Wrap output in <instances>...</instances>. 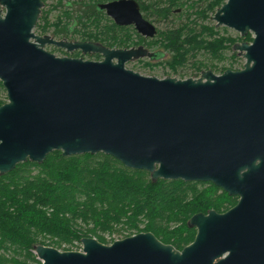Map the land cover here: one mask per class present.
<instances>
[{"label": "water", "instance_id": "95a60500", "mask_svg": "<svg viewBox=\"0 0 264 264\" xmlns=\"http://www.w3.org/2000/svg\"><path fill=\"white\" fill-rule=\"evenodd\" d=\"M42 6L0 0V174L53 150L102 152L152 181H209L238 199L223 212L192 214L187 225L196 232L181 249L150 231L110 243L83 236L79 250L35 244L40 264H264V0H225L213 13L216 25L252 33L233 44L245 60L240 69L185 78L126 68L145 55L142 46L34 33ZM97 7L115 24L155 34L136 0ZM45 44L101 59L57 56Z\"/></svg>", "mask_w": 264, "mask_h": 264}, {"label": "trees", "instance_id": "16d2710c", "mask_svg": "<svg viewBox=\"0 0 264 264\" xmlns=\"http://www.w3.org/2000/svg\"><path fill=\"white\" fill-rule=\"evenodd\" d=\"M97 1L101 0L79 1L91 6L74 16L62 12L70 21L60 24L66 26L60 37L120 48L145 41L131 25L115 24L97 7ZM136 1L144 17L167 22L148 41L169 51L174 66L222 72L227 68L223 65L225 49L237 41L251 40L249 33L224 37L213 26L197 24L192 18H207V12H214L225 0ZM184 6L192 7L186 20L174 22L173 11ZM48 13L42 6L34 26L40 27L42 34L50 23ZM59 32L55 36L59 37ZM88 56L100 58L97 53ZM5 100L0 82V104ZM218 190L209 181H152L148 171L126 167L102 152L62 155L53 150L40 163L25 160L0 174V264H40L33 252L38 243L70 250L73 241L80 242L83 236L110 243L114 238L107 239L106 234L125 237L141 231H150L162 242L181 249L196 232L187 225L192 214L208 209L220 212L236 203L237 196L223 190L215 196Z\"/></svg>", "mask_w": 264, "mask_h": 264}, {"label": "rangeland", "instance_id": "374dc122", "mask_svg": "<svg viewBox=\"0 0 264 264\" xmlns=\"http://www.w3.org/2000/svg\"><path fill=\"white\" fill-rule=\"evenodd\" d=\"M79 1L82 0H44L43 3V8L48 9L49 13H48V21L50 22L47 25V28L45 29V33L44 34H48L51 37H53L54 39H66V40H79V39H75L72 37H60L63 36L64 34V30L66 28V26H61L62 22H68L70 21V19H68V17L62 15V12H64L65 10H67L70 15L74 16V13H76L77 11H83L84 9L88 8L89 4L85 5L80 3ZM183 9H180L178 13L182 14L177 16L176 13H174V15L172 16V19L174 20V22H178L180 20H186V13H188L189 11H191L192 7L189 6H184L182 7ZM199 8V7H198ZM214 12H207V18H203L202 16H192V18H196V23L197 24H201V25H207V26H213V28L218 31V34L223 35L224 37H230L233 38L236 35L241 36L236 30H234L233 28H229L226 27L224 25H215V21L213 20L212 16H213ZM195 15V14H193ZM110 18V17H109ZM72 19V18H71ZM111 19V18H110ZM57 24L59 25V27H57ZM61 24V25H60ZM66 24V23H65ZM155 24L158 27H164L167 22L160 20V19H155ZM71 24H68L67 27H70ZM64 28V29H63ZM198 28V26H197ZM56 31H60L59 32V37L55 36V32ZM33 32L36 34H41L40 33V27H34L33 28ZM248 34V33H247ZM250 37L252 39V33H249ZM245 36V35H244ZM243 37V36H242ZM144 42H146L148 44V47L151 51H156V50H164V55L156 60H151L148 59L147 57H142L139 59H132L130 61L125 62V67L138 71L140 74L142 75H153L156 76L158 78H162L164 76H174L177 78H185V77H197L200 74V71L197 72L194 69L191 68V66H186L185 65H181V66H177L173 64L172 61V54L167 51L163 46L161 45H155V44H151L148 40H145ZM239 42V41H237ZM246 42H250V41H246ZM45 49L54 53L57 56H72L71 53L74 51H78V50H73L71 52H67L65 49L63 48H59V47H55L51 44H45ZM234 54V58H231V54ZM225 53V60L223 62V65L227 68L230 69H240L244 63V58L241 57L236 50H234L232 47L231 48H227L224 51ZM89 53H79L78 56L75 57H81L83 59H90V60H98L95 59L93 57L88 56ZM233 55V54H232ZM101 59V55L99 54ZM197 57V56H196ZM198 57L200 58V54L198 55ZM197 57V58H198ZM205 69V68H203ZM210 69V68H209ZM214 73L219 74L221 72L217 71V70H213L211 69ZM215 196H219L222 195L220 191H215L214 192ZM105 237L107 239L110 238H114V239H119L122 237H119V235L113 234V235H105ZM81 248V243L78 241H73L72 245H71V249L72 250H79ZM37 258V257H36ZM39 260V259H38ZM40 261V260H39Z\"/></svg>", "mask_w": 264, "mask_h": 264}, {"label": "flooded vegetation", "instance_id": "af4514ba", "mask_svg": "<svg viewBox=\"0 0 264 264\" xmlns=\"http://www.w3.org/2000/svg\"><path fill=\"white\" fill-rule=\"evenodd\" d=\"M104 1H107V0H101V1H97V3L98 2H104ZM138 3V2H137ZM140 8V7H139ZM179 10H180V8H176L173 12L174 13H177V12H179ZM216 10V9H215ZM104 11V10H103ZM140 12H141V10H140ZM105 13V12H104ZM141 14H142V16H143V13L141 12ZM109 17V16H108ZM144 17V16H143ZM146 20H148L149 22H151L152 24H153V26L155 27V34L157 33V30H158V26L155 24V20H150V19H148V18H146V17H144ZM112 20V19H111ZM215 25H216V22H215ZM132 27H133V25H131ZM218 26V25H217ZM134 28V27H133ZM135 29V28H134ZM136 31V30H135ZM137 32V31H136ZM138 33V32H137ZM139 34V33H138ZM155 34L152 36V37H145V36H143V35H141V34H139L142 38H144L145 40H148V39H151V38H153L154 36H155ZM52 45V44H51ZM45 46V45H44ZM54 46V45H53ZM137 46H142L143 48H144V52H145V55H143V56H141V57H139V58H142V57H147L148 59H151V60H156V59H158V58H160V57H162L163 55H164V50H156V51H151L150 49H149V47H148V44L146 43V42H144V41H142L141 43H137L136 45H131L130 47H137ZM56 47V46H55ZM45 48V47H44ZM126 48H128V47H126ZM232 48H233V45H232ZM80 52V51H79ZM139 58H135V59H139ZM204 70H206V69H204ZM202 71V70H201ZM200 71V72H201ZM220 190H222L221 188H220ZM220 190H218V191H220ZM237 199H238V196H237ZM230 208V207H229ZM228 209V208H227ZM226 209V210H227ZM225 211V210H224ZM220 212H223V211H220Z\"/></svg>", "mask_w": 264, "mask_h": 264}]
</instances>
